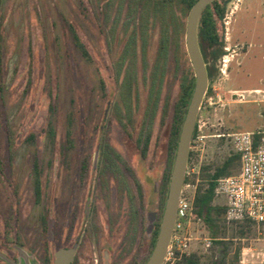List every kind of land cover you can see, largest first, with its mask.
<instances>
[{
  "label": "rangeland",
  "instance_id": "374dc122",
  "mask_svg": "<svg viewBox=\"0 0 264 264\" xmlns=\"http://www.w3.org/2000/svg\"><path fill=\"white\" fill-rule=\"evenodd\" d=\"M158 2L0 0V245L16 236L35 264H48L80 233L78 264L149 259L186 114L182 86L194 80L185 44L192 6L177 1L163 13ZM218 2L223 53L208 62L191 144L185 196L194 200L209 184L204 167L213 174L237 153L236 136L264 131V0ZM225 203L215 196L212 206ZM43 232L52 240L45 251ZM190 233L177 262L264 264V225L214 211Z\"/></svg>",
  "mask_w": 264,
  "mask_h": 264
},
{
  "label": "built area",
  "instance_id": "2783aa9c",
  "mask_svg": "<svg viewBox=\"0 0 264 264\" xmlns=\"http://www.w3.org/2000/svg\"><path fill=\"white\" fill-rule=\"evenodd\" d=\"M240 167L236 174L215 180V196L226 199L225 214L230 222L250 221L264 224V131L249 132L236 136ZM194 146H190V152ZM194 169L187 167L186 179L194 175ZM195 186V185H194ZM193 186V187H194ZM185 184L179 201L173 234L163 264H174L187 253L193 241L190 233L192 222L203 223L196 214L194 199L185 196ZM210 248L211 239H204Z\"/></svg>",
  "mask_w": 264,
  "mask_h": 264
},
{
  "label": "water",
  "instance_id": "95a60500",
  "mask_svg": "<svg viewBox=\"0 0 264 264\" xmlns=\"http://www.w3.org/2000/svg\"><path fill=\"white\" fill-rule=\"evenodd\" d=\"M215 1L216 0H197L191 7L187 18L185 44L194 72V88L177 142L176 153L169 181L168 194L159 233L157 235L153 251L145 264H163L173 234L178 205L186 180L190 146L209 82L207 66L198 40L199 22L204 9ZM155 216V214H152L148 218L150 222L148 226L150 232L154 227ZM78 242L79 239L77 244L71 249L58 250L55 255V264H70L75 256ZM20 254L21 258L24 259L25 264H31L29 255L24 250H20ZM18 264H22V262Z\"/></svg>",
  "mask_w": 264,
  "mask_h": 264
},
{
  "label": "trees",
  "instance_id": "16d2710c",
  "mask_svg": "<svg viewBox=\"0 0 264 264\" xmlns=\"http://www.w3.org/2000/svg\"><path fill=\"white\" fill-rule=\"evenodd\" d=\"M160 4L159 9L164 13L168 8H170L175 2H181L183 4H187V6L191 7L194 5V3L197 0H157ZM211 6H217L216 7V15L218 18H222L224 15V9H222L219 5L218 0L213 2L212 4L208 5L201 17L199 22V29H198V40L200 49L203 55V58L205 62L208 64L210 59L216 60L222 53V46L219 42L218 33H217V26H216V19L214 18V12L211 10ZM208 71V77H211L213 73V68L210 66H207ZM194 87V80L193 76L191 79L187 75L185 77V82L182 86V93L179 99V105L183 110V114L186 113V109L188 107V103L190 101L192 92ZM182 121V120H181ZM178 133H176V139L178 136ZM195 134V133H194ZM194 136V135H193ZM177 141V140H176ZM239 155L233 154L230 158H228L224 164L221 167L216 168L215 172L213 174H207V171L210 170V168H203L202 169V177H207L209 179V184L207 189L202 191V188L199 187L197 190V194L195 196L194 205L196 207V214L197 216L201 217L206 223L210 224L211 222V215L212 212H220L224 211L225 208H218L212 206V201L215 197L214 191H215V180L231 175L230 168L232 167L233 163L236 161H239ZM191 160V153L189 154V161ZM188 161V162H189ZM187 183V180H185V184ZM36 186L40 189L41 183L37 181ZM37 196H39V191H37ZM250 222V221H248ZM159 233V227L155 229L154 232V238H153V244H155L157 235ZM238 256V252H237ZM199 259L196 255H192L191 257H185L180 262H177L176 264H198ZM236 264H239L238 257Z\"/></svg>",
  "mask_w": 264,
  "mask_h": 264
},
{
  "label": "flooded vegetation",
  "instance_id": "af4514ba",
  "mask_svg": "<svg viewBox=\"0 0 264 264\" xmlns=\"http://www.w3.org/2000/svg\"><path fill=\"white\" fill-rule=\"evenodd\" d=\"M214 7L216 9L217 6H214ZM220 7L222 8V6H220ZM215 12H216V10H215ZM224 62H225V60H224ZM207 66H208V64H207ZM194 136H193L192 142L194 140ZM192 142H191V144H192ZM156 193L157 192H155V195H156ZM154 213H156V212H154ZM158 218H159V214L156 213V219H158ZM84 219H85V215H84ZM107 227H109L108 224L106 225V228ZM2 234L4 236H6L7 235V229H5ZM44 234L45 233L43 232V235H42L43 236L42 238L44 240L43 241V249L45 251V250H49L50 249L51 241L52 240H51V238L49 236L45 239V235L46 234L45 235ZM25 237H26V239H28V236H25ZM58 239H59L60 242H63V243L65 242L64 241L65 238L62 237V236H60V238H58ZM78 239L80 241L78 242V246H77V250H76L75 256H74V258H73V260L71 261L70 264H78L77 253H78V250H79V247H80V243L82 241L81 234L80 233L77 234V236L74 238V240H73V242L71 244H69V245L68 244H64L65 246L63 245V247H61V248L58 249V250H61V249H71V248H73L77 244ZM29 241H30V239H29ZM18 246L23 247L25 249V252L29 255V258L31 257V259H29L30 262H33V264H35V261L32 259V250L25 243L19 242L17 240V237L16 236L14 238L10 237L9 239H7L6 237H4V239L2 240L1 245H0V262L2 264H18L20 262H22L23 264H25L24 263V259L23 258H19V254H18V251H17ZM57 251L53 252L52 255H51V253H49L47 255V258L46 259H47V263L48 264H51V263L52 264H55V261H56L55 255H56V252ZM44 256H46V255H44ZM97 263L98 264H103L100 261H97ZM109 263L110 262H108V264ZM104 264H107V262L105 261Z\"/></svg>",
  "mask_w": 264,
  "mask_h": 264
},
{
  "label": "crops",
  "instance_id": "0c3cea01",
  "mask_svg": "<svg viewBox=\"0 0 264 264\" xmlns=\"http://www.w3.org/2000/svg\"><path fill=\"white\" fill-rule=\"evenodd\" d=\"M247 133H249V132H247ZM262 225H264V224H262Z\"/></svg>",
  "mask_w": 264,
  "mask_h": 264
}]
</instances>
